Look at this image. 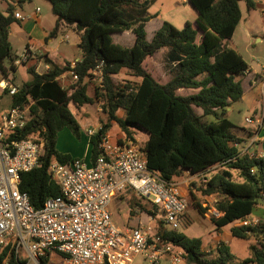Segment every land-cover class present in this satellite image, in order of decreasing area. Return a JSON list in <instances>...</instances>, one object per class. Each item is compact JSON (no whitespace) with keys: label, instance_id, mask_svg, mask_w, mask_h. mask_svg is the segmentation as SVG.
<instances>
[{"label":"trees","instance_id":"16d2710c","mask_svg":"<svg viewBox=\"0 0 264 264\" xmlns=\"http://www.w3.org/2000/svg\"><path fill=\"white\" fill-rule=\"evenodd\" d=\"M42 1L50 6L55 18L49 35L56 33L59 23L73 26L79 34L77 48L81 59L71 68L69 63L56 66L46 60L49 69L42 74L28 68L31 79L10 97L11 106L28 108L29 113L23 129L10 136L42 143L44 148L39 167L21 175L20 191L28 196L30 205L37 210L46 198L60 196L47 168L53 162L66 164L71 158L56 150L57 134L67 129L79 137V125L70 106L79 109L97 101L101 118L98 131L89 139L90 161L99 155L97 144L114 122L123 138L119 144L139 142L147 169L166 182H174L181 171L202 174L216 167L198 189L202 196L218 197L214 208L221 216L212 218L215 227L249 217L254 206L264 198V159L238 152L235 147L238 142L230 133L234 125L225 117V112L231 102L240 99L242 89L236 78L248 66L225 42L231 39L240 19L238 2L243 1L247 10H254L255 1L187 0L196 12L193 24L186 22L177 30L164 21L150 41L146 40L144 30L150 19L146 12L147 0ZM14 14L12 7L0 12L3 77L9 74L3 66L4 60L13 62L8 29L14 23ZM127 31L134 35L130 47L122 48L112 42L113 34ZM161 49L167 50L165 82L157 80L143 66L146 59ZM99 64L102 87L97 85L95 95L90 97L84 80L95 81L92 71ZM15 68L9 66L10 71ZM123 71L138 81L114 84L112 78ZM69 73L76 80L74 85L64 88L58 79ZM180 89L196 92L181 96L176 93ZM193 108H198L201 116H212L215 121L203 123ZM119 112H122L121 117H118ZM136 199L146 202L140 196ZM139 202L135 200L134 204L141 212L156 216L154 210L159 211L156 206L146 202L150 206L147 209ZM230 232L238 239L250 236L256 239L255 244L249 246L247 258L237 260L224 244L218 245L214 258H208L201 253L199 240L166 228L161 220L157 227V236L162 242L180 248L188 264H264V244L259 240L264 235V222L252 227L235 226ZM4 259L6 264H25L7 248L0 253V264ZM42 264H47V260H42Z\"/></svg>","mask_w":264,"mask_h":264},{"label":"built area","instance_id":"2783aa9c","mask_svg":"<svg viewBox=\"0 0 264 264\" xmlns=\"http://www.w3.org/2000/svg\"><path fill=\"white\" fill-rule=\"evenodd\" d=\"M14 18L25 19L19 13ZM30 56L26 49L11 66L26 63ZM9 74L0 77V95L10 98L19 88L11 83ZM92 74L102 87L101 64ZM28 119V108L19 105L10 103L0 112V253L7 248L25 264H42L45 259L52 264H130L136 257L149 264H159L164 257L170 264L183 262V251L157 236V228L150 223L152 217L148 223L120 228L108 210L113 198L132 190L159 207L164 225L174 226L188 206L176 183L166 182L147 169L139 142L119 145L105 134L97 144L99 155L90 164L81 159L51 163L47 171L60 196L46 198L35 210L20 191L21 175L39 167L43 144L10 136L23 129ZM245 121L251 123L250 119ZM98 129L88 127L83 134L89 140ZM199 177L205 184L207 179L202 174ZM205 208L209 218L221 216L215 208ZM238 222L243 227L259 224L247 219ZM259 240L264 244V235Z\"/></svg>","mask_w":264,"mask_h":264},{"label":"crops","instance_id":"0c3cea01","mask_svg":"<svg viewBox=\"0 0 264 264\" xmlns=\"http://www.w3.org/2000/svg\"><path fill=\"white\" fill-rule=\"evenodd\" d=\"M254 1L257 5L254 10H247L243 1L238 2L240 19L231 39L225 42V46L237 52L248 66L247 70L241 76L236 78V81L240 83L242 95L239 100L230 103L229 107L226 109L225 117L234 125V128L230 132L231 135L234 136L235 139H240L238 152L258 158L264 156V60L258 55L260 46H264V0ZM12 8L14 13H19L25 19L22 21L15 19L14 23L9 26L8 36L11 35L12 29L15 25L19 28L20 33L25 35L26 40L24 51L28 49L31 54L27 60V62H29L28 68H33L36 73L42 74L46 72L44 66H48L46 60L52 62L56 66H64L65 64H72L81 59L80 54L79 57H73L72 60H67L63 55L64 53L62 54L58 51V47L62 44H74L77 47L79 43V34L74 30L73 26L59 23L56 33L50 36L49 34L53 30L55 24V18L53 16L51 23L44 26L43 18L45 17L41 14V10L38 7H35L33 10H23L19 4H16L13 5ZM36 9H38V11H36ZM148 17L150 18V16ZM150 20L151 18L145 23L144 30H146V26ZM161 24L162 22L159 23L156 31L160 28ZM156 31L152 33V36ZM58 33L61 34L59 39H57ZM121 35H129V37H131L130 42L133 44L134 35L130 31L121 33ZM1 76L2 74L0 72V77ZM68 76L62 75L58 79L59 84L61 85V82L63 83ZM194 92L196 91L180 89L176 93L184 96ZM87 94L92 97L89 88L87 89ZM98 104L97 101H94L93 104L84 105L79 108L81 109L79 116L83 120L82 127L78 124L79 137H81L79 142L82 140L85 141V152H80L79 149L76 148L79 147L77 146L79 142L74 140L70 135V132L64 134L61 131L57 134L56 149L58 146L57 142L65 136L69 143H71L64 150L62 147L59 150L61 152L63 151L64 155H68L71 159H81L85 162L88 161L87 164H90L91 145L89 140L83 134V130L88 127H99V119L101 118L99 112H101V108H96V105ZM241 109L244 110V115L239 111ZM235 112L239 114V117L242 115V125L237 124L232 120L235 118ZM121 116L122 112H119L118 117ZM245 119H250L251 123H247ZM106 136L112 143L119 144L123 141L121 132L114 122L111 123ZM144 140H146L145 136ZM71 145L74 146V148ZM215 170L216 167L209 168L203 172L202 175L208 179ZM199 178V174H191L188 171H181L173 181L177 185L178 192L187 199V208L192 206L199 213L202 221L208 223V225L204 227L199 223L198 219H191L188 217L189 215L187 216V214H185V211L187 210L186 208V210L179 216V219L181 217L185 218L184 227L182 229L180 227V229H176V231L184 234L188 238L199 240L200 251L208 258L215 257L216 248L219 244L227 246L230 253L237 260L247 258L249 256V246L255 244L256 239L253 236H250L247 239L235 238L231 234L230 229L239 226V222L228 224L220 228L215 227L212 219L205 214L207 211L205 207L214 208L218 197L216 195L202 196L198 190L200 186L199 183L201 182ZM136 197L137 195L132 190H126L123 194L113 198L109 204L108 210L111 214V218L120 228L137 225L139 223H148L151 216H147L143 212L133 216L130 213L129 201L131 199L135 201ZM123 201L125 203L124 205H122ZM263 204L264 198L254 206L251 215L246 219L250 222L257 220L259 224L263 223L264 217H261L264 212ZM123 206L124 208H122ZM120 209L126 212L125 217L118 215L117 212H119ZM152 219L153 220L150 223H154L153 226L157 228L159 221H154L155 218L153 217ZM192 227H196V230H192ZM162 260L167 261V264H170L168 257H164L161 261ZM181 264L188 263L184 259Z\"/></svg>","mask_w":264,"mask_h":264},{"label":"rangeland","instance_id":"374dc122","mask_svg":"<svg viewBox=\"0 0 264 264\" xmlns=\"http://www.w3.org/2000/svg\"><path fill=\"white\" fill-rule=\"evenodd\" d=\"M149 5H148V9H147V14L148 16H150L151 20L150 22L147 24L146 26V40L149 41L152 33L154 31H156V28L159 26L160 22H168L170 23L174 28H176L177 30H181L184 27V24L186 22H189L191 24H193L194 20H195V15L196 12L194 10V8L192 7V5L187 1V0H147ZM19 4L23 10H33L35 9V7H38L41 10V14H43V16L45 18H43V25L47 26L51 23V21L53 20L51 11H50V6L42 1V0H0V12L4 13L5 10L7 9V7H12L13 5ZM18 10V9H17ZM131 36V35H130ZM61 37V34L58 33L57 35V39H59ZM131 37H129V35H121L119 33L117 34H113L111 36V40L114 44L119 45L122 48H128L130 47L132 44L130 42ZM25 35L23 33H20L19 28L15 25L12 29L11 35L8 36V41L10 43V47H11V58L13 59L12 61L18 59V57L20 56V54H22V52L24 51L25 48ZM198 41V40H197ZM58 51L61 52L67 60H72L73 57H79L80 56V52L78 50V48L76 47V45L74 44H62L60 47H58ZM166 49H161L160 51H158L157 53H155L153 55L152 58L146 59L145 62L143 63L144 68L148 71L151 72L153 74V76L159 80V81H163L165 82L166 79V73L165 71V64L166 61L164 59V54H166ZM258 55L261 57L262 60H264V46L261 47L259 49ZM11 65V62L9 59L4 60L3 62V66L4 68L7 69V71H9V75L11 77V83L16 86V87H21V85L25 82H27L28 80H30V75L27 72L28 66H29V62H26L25 64H21L19 66H17L13 71H10L9 66ZM68 76V75H67ZM70 76V75H69ZM66 78V80L63 81V83L61 82V85L64 88H69L70 86L74 85V81L71 77ZM113 83L114 84H121V82L123 81H130V82H135L138 81L137 78L128 76V74L126 73V71H123L119 76H115L112 78ZM84 82L87 85V89L89 88L90 94L92 95V97L95 95V87L97 86V83L95 81H89L87 79L84 80ZM98 103V102H97ZM10 106V98L6 95L3 94L2 98L0 99V112L5 111L8 107ZM99 109L101 108L100 104L96 105V108ZM71 108V113L74 116L75 120L77 121V123L80 125V127H82V123L83 120L80 118L79 116V112L81 109L77 110L75 109L73 106H70ZM94 108V109H96ZM241 108V107H240ZM195 113L198 114L201 117V121L203 123H210V122H214L215 119L212 116H201V112L198 108H193ZM101 110V109H100ZM241 112L242 115H244L243 111L244 110H239ZM101 114V112H99ZM241 115V116H242ZM241 116L239 117V114L235 112V118H231L235 123L237 124H243L242 122V118ZM245 125V124H244ZM62 133H67L69 132L67 129L61 130ZM70 135L74 138V140L76 142H79L81 140V137H75L74 135H72L70 133ZM142 139H144V136H141ZM237 140V145H235L236 149H239V142L240 139H236ZM71 143V142H70ZM69 141L66 139L65 136H63L58 142H57V151L59 153L64 154V152L60 151L59 149H61V147L63 148V150L69 146ZM85 141H81L77 144L76 147L77 149H79V151H84L85 152ZM72 146V145H71ZM74 148V146H72ZM264 158V156H261V159ZM85 163H88L85 162ZM203 183H199V189L202 188ZM136 201L139 202V200L135 199ZM263 200V199H261ZM129 204V208H130V213L131 215H137L141 212V210L136 206V203L134 204L133 199H131ZM111 203V202H110ZM124 205V201L122 202ZM140 204H143V206H145L147 209H150L149 205H147L146 202H139ZM121 204V203H120ZM264 205V204H263ZM124 208V206L122 207ZM159 209V207H157ZM126 209V208H125ZM154 210V209H152ZM262 211V210H261ZM188 217L192 218H196L198 219L199 223L202 224L204 227L208 225V223H205L202 221L201 216L199 215V213L192 207H188L187 210L185 211ZM119 216L121 217H125L126 212L122 211V209L119 210V212H117ZM155 220L154 221H160L163 218V214L161 212V210L159 209V211H155ZM259 213V212H258ZM261 217H264V212L262 213ZM212 219V218H210ZM154 223H152L153 225ZM185 224V218L181 217L180 219L177 220V223L174 224V226H169V225H165L166 228H172V229H181L184 227ZM192 230H196V227H192ZM48 264H52L53 262L48 261ZM182 263V262H181ZM179 263V264H181ZM2 264H6V259L3 260ZM130 264H149L148 262L144 261L142 258L140 257H136L134 260H132V262ZM159 264H167V261H160Z\"/></svg>","mask_w":264,"mask_h":264}]
</instances>
